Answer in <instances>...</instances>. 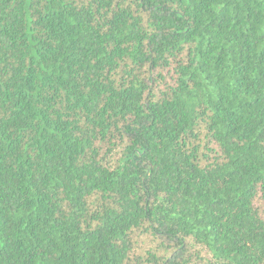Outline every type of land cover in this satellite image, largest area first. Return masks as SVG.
<instances>
[{
    "label": "trees",
    "instance_id": "16d2710c",
    "mask_svg": "<svg viewBox=\"0 0 264 264\" xmlns=\"http://www.w3.org/2000/svg\"><path fill=\"white\" fill-rule=\"evenodd\" d=\"M0 264H264V0H0Z\"/></svg>",
    "mask_w": 264,
    "mask_h": 264
},
{
    "label": "rangeland",
    "instance_id": "374dc122",
    "mask_svg": "<svg viewBox=\"0 0 264 264\" xmlns=\"http://www.w3.org/2000/svg\"><path fill=\"white\" fill-rule=\"evenodd\" d=\"M141 245H142V246H147V245H148V243H146V242H145V243H142Z\"/></svg>",
    "mask_w": 264,
    "mask_h": 264
}]
</instances>
